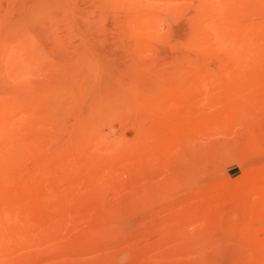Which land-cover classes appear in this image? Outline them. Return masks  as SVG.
Segmentation results:
<instances>
[{"label":"rangeland","instance_id":"374dc122","mask_svg":"<svg viewBox=\"0 0 264 264\" xmlns=\"http://www.w3.org/2000/svg\"><path fill=\"white\" fill-rule=\"evenodd\" d=\"M0 264H264V0H0Z\"/></svg>","mask_w":264,"mask_h":264},{"label":"bare ground","instance_id":"6f19581e","mask_svg":"<svg viewBox=\"0 0 264 264\" xmlns=\"http://www.w3.org/2000/svg\"><path fill=\"white\" fill-rule=\"evenodd\" d=\"M35 2H37V1H35ZM47 11H48V6L38 5V7H36V9L31 11L30 14H29V22H30V24L36 26V28L38 27L39 29L44 27L46 25V23H47V20H48ZM44 30H45V27H44ZM8 31H10V30H8ZM46 31L47 30H45V32ZM43 34H44V32H43ZM45 35H46V33L44 34V37L42 35L38 37L37 35L34 34V37H33V39L30 42V49H31V53H32V58L33 59H36V60H39V61H43V62H81V60L79 59L80 58V53H81V51L79 52V50H80L79 48H78L79 50L74 49V50H70V51H65V50H62V49L57 50L54 53V55L53 54H49V55H52V57H49L48 52H45L46 54L44 53L45 55H43L42 54L43 52L40 50L41 47H39V46H41V45L43 46V44H42L43 41H40L41 38H44V39H42V40H44V44H48L46 42V41H48V38L47 37L45 38ZM39 41L41 43H39ZM23 43H24V41H23ZM21 45H22V43H21ZM43 48L45 49V45H44ZM47 48H48V46H47ZM47 48L45 49V51L47 50ZM29 54H28V56H29ZM110 91H112V90H110Z\"/></svg>","mask_w":264,"mask_h":264}]
</instances>
